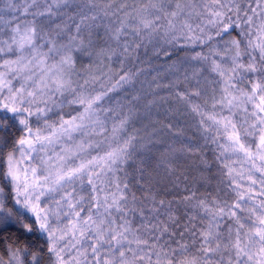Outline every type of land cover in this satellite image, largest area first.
<instances>
[{
    "label": "snow or ice",
    "instance_id": "obj_1",
    "mask_svg": "<svg viewBox=\"0 0 264 264\" xmlns=\"http://www.w3.org/2000/svg\"><path fill=\"white\" fill-rule=\"evenodd\" d=\"M0 264H264V0H0Z\"/></svg>",
    "mask_w": 264,
    "mask_h": 264
},
{
    "label": "rangeland",
    "instance_id": "obj_2",
    "mask_svg": "<svg viewBox=\"0 0 264 264\" xmlns=\"http://www.w3.org/2000/svg\"><path fill=\"white\" fill-rule=\"evenodd\" d=\"M205 51L207 50L205 49ZM183 55L184 53L179 54L172 59H169V60H166L164 62L154 65L155 67H158L161 71L159 82L162 85H167V84L176 82L175 76L167 74L168 65L175 62L178 57H182ZM154 58L155 56L153 57V59ZM192 63L195 65L196 68L201 67L199 64H196V62H192ZM192 72H193V68L189 67L188 74L190 78H191ZM153 75H156V73L153 72ZM212 75L213 74H211L210 71H206L203 69L201 70V74L199 75L200 85L201 87L208 90L209 96L211 95V90L213 88V84L211 82ZM149 79H151V77H149ZM195 82H196L195 79L190 80V83L193 85L195 84ZM177 87L180 90H184L188 92L192 91V88L190 87L189 82H185L183 76H181L180 81L176 87H171V88L161 87L158 89V93H159V97L157 100L158 106L153 109V113H154L153 121H155V127L161 130L157 136V139L160 141L158 146L166 144L171 139L176 138L172 134L167 132L165 125L169 122L173 123L178 128H180L183 131V133L193 134L197 136L199 139V133H197L196 131L195 121H194L193 115L190 112V107L186 105L184 102L179 101L178 99L174 98ZM193 99L195 102H203L202 99H198V98H193ZM129 131H132V129L130 128ZM197 142L202 144L201 141H197ZM197 142H195L194 144H196ZM213 160L216 165L215 167L217 168L219 164L218 162L215 161V157ZM214 177H216L214 184L217 187L222 186L221 188H223L224 186L219 184L218 172H216V175ZM210 181H212V179ZM200 187L203 189V190H200L201 192L206 191L205 189L207 187L205 186H200ZM211 194L213 195L217 194V190H214Z\"/></svg>",
    "mask_w": 264,
    "mask_h": 264
},
{
    "label": "trees",
    "instance_id": "obj_3",
    "mask_svg": "<svg viewBox=\"0 0 264 264\" xmlns=\"http://www.w3.org/2000/svg\"><path fill=\"white\" fill-rule=\"evenodd\" d=\"M180 139H183L184 143L191 142L192 144H194L197 141H201L203 143V141L200 140V139H198L197 136H195L193 134H190V133H183V137L182 138H177V137L176 138H173L168 143L163 144V145H160L158 147L161 150H163V148L167 147L168 145H173L176 149H180L181 148ZM206 156H207V158L210 161H212L214 163V160H213L214 159V156H213V154H212L211 151L206 150ZM194 166H195L194 161L188 155H185L184 157H182V163L178 167L177 173H176L177 176H180L181 182L179 184V188L178 189H176V188H173L172 189V191L174 193L175 192H182L183 191L184 183L185 182L183 181V176L181 175V173L187 171L189 168H193ZM217 168L216 167H213L212 172L211 173H208L207 175L214 177L216 175ZM196 174L197 173H195V172H190L189 173L190 177H191V175H196ZM169 179L170 180H175L176 177L175 176L174 177H170ZM215 180H216V177H214V181L212 179V181H208L206 184H203V185H198V187H199L200 190H203L200 186H205V187H207L205 190L211 192L213 190L212 188L215 186V184H214ZM189 184H190V181H189ZM169 187L171 188V185H169ZM215 188H216V186H215ZM200 193H204V192H201L200 191Z\"/></svg>",
    "mask_w": 264,
    "mask_h": 264
}]
</instances>
